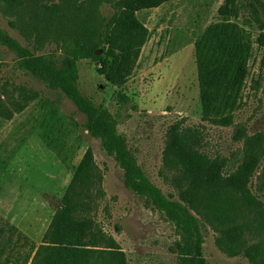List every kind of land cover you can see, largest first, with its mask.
Wrapping results in <instances>:
<instances>
[{"label": "rangeland", "instance_id": "1", "mask_svg": "<svg viewBox=\"0 0 264 264\" xmlns=\"http://www.w3.org/2000/svg\"><path fill=\"white\" fill-rule=\"evenodd\" d=\"M224 4L232 9L229 20L239 25L251 47L229 125L214 123L203 114L194 54L195 43L207 27L225 19L219 12ZM101 12L108 20L114 8L103 3ZM137 16L150 33L131 75L123 84H114L98 72V61L81 59L77 63L81 93L112 114L120 111L117 132L140 169L166 196L182 201L180 190L186 188L167 146L175 141L178 130L197 128L203 136L201 151L218 163L230 158L228 170L234 169L241 148L256 152L259 168L249 185L264 202L263 192L255 185L264 168V9L254 0H169L141 9ZM10 19L0 3L3 29L32 48ZM33 50L49 54L56 45ZM120 93L130 97L124 106ZM86 122V114L75 103L33 76L16 52L0 44V207L10 216L1 211L0 215L16 226L20 220L31 225L42 215L39 202H43L47 211L42 221L47 222L81 156L91 147L101 181L85 213L93 218L96 229L116 239L127 264H180L184 240L175 223L164 210L125 186L124 170L101 140L91 135ZM17 178L29 182L31 194H21L16 185L2 194L4 184ZM200 220L204 264H252L243 254L224 252L216 243L218 232ZM4 221H0L5 228L0 242L9 234ZM17 236L11 234L0 264L22 263L29 244L11 248ZM10 252H16L17 258Z\"/></svg>", "mask_w": 264, "mask_h": 264}, {"label": "trees", "instance_id": "2", "mask_svg": "<svg viewBox=\"0 0 264 264\" xmlns=\"http://www.w3.org/2000/svg\"><path fill=\"white\" fill-rule=\"evenodd\" d=\"M166 1L0 0L11 16L10 25L35 50L48 44H55L56 50L35 54L33 47L5 31L1 22L0 44L16 52L33 76L64 94L86 114L91 135L101 140L103 148L124 170L125 186L164 210L175 223L184 240L179 250L180 264H204L200 219L218 232L216 243L224 252L243 254L252 264H264V202L249 185L259 168L255 151L241 148L234 169L228 170L230 158L218 163L201 151L203 136L199 129L178 130L175 141L167 146V154L179 164L186 188L180 190L182 201L173 199L150 181L127 148L125 138L117 132L120 111L112 114L96 106L77 87V63L81 59L98 61L99 73L114 84H123L133 72L150 33L137 11ZM254 1L264 9L263 0ZM103 3L114 8L108 20L101 12ZM219 12L225 19L207 27L195 43L194 54L203 114L214 123L229 125L251 47L239 25L229 20L232 9L224 4ZM129 101L127 94H119L122 106ZM261 173L255 185L264 194V168ZM100 181L93 150L87 147L39 244L0 215L9 232L0 242V256L15 232L18 236L11 248L29 244L21 264H127L126 253L116 239L97 230L93 218L85 213ZM10 254L17 258L16 252Z\"/></svg>", "mask_w": 264, "mask_h": 264}, {"label": "crops", "instance_id": "3", "mask_svg": "<svg viewBox=\"0 0 264 264\" xmlns=\"http://www.w3.org/2000/svg\"><path fill=\"white\" fill-rule=\"evenodd\" d=\"M4 185H5L4 186V190L3 191L1 190L2 191L1 193L2 194L8 193V192L12 191L11 190V187H13V186L15 187V185L17 186L15 188L17 189V191L21 192V194H29L30 193V190H31V186L29 185V182H27L25 179H19V178H17V181L8 180L6 182V184H4ZM42 204H44V203L43 202L42 203L39 202L42 215L40 213L41 216L36 217V219L33 221V223L31 225L29 223L23 222V220H20L19 223H17L18 224L17 226H19V228L23 232H25L28 236H30L33 240H42L43 235H44V233H45V231H46V229H47V227H48V225L50 223V220H51V218H50L45 223L42 221L43 220L44 212L47 211L46 210L47 209L46 207L41 206ZM1 207H0V211L2 213H5L8 216L9 215V212L7 213ZM53 213H54V210L51 212V214L53 215ZM40 225L42 227H40Z\"/></svg>", "mask_w": 264, "mask_h": 264}]
</instances>
